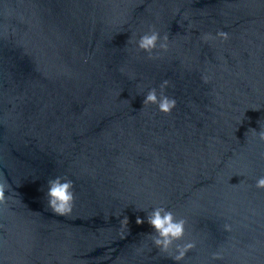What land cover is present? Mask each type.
<instances>
[{"label":"water","instance_id":"1","mask_svg":"<svg viewBox=\"0 0 264 264\" xmlns=\"http://www.w3.org/2000/svg\"><path fill=\"white\" fill-rule=\"evenodd\" d=\"M153 24L170 42L150 60ZM164 79L171 114L142 105ZM261 126L264 0H0V178L21 201L0 206V264H177L136 223L159 203L196 242L178 264H264ZM64 174L70 216L44 196Z\"/></svg>","mask_w":264,"mask_h":264},{"label":"clouds","instance_id":"2","mask_svg":"<svg viewBox=\"0 0 264 264\" xmlns=\"http://www.w3.org/2000/svg\"><path fill=\"white\" fill-rule=\"evenodd\" d=\"M199 39L208 43L219 39L221 42L228 41L230 39V33L224 30H218L215 34L211 32H204L200 34ZM132 38H129L131 42ZM169 34L165 32L161 35L156 26L149 25L148 31L139 35L135 40L136 47L139 51L146 52L147 58L150 60L158 59L162 53L169 50ZM159 49V51H154ZM87 60V58H85ZM121 72H124L123 68H120ZM134 78V76L130 77ZM207 78H205V83ZM169 86V81L164 79L157 87L150 88L142 101L143 106L150 104L156 105L159 112L164 114H171L172 110L176 107L177 101L174 96L167 94L166 89ZM249 133L260 142H264V126H261L259 130L256 128H249L245 132V138L247 139ZM243 183V181H241ZM47 188L44 192V196L47 203V208L55 215L58 216H70L76 200L75 193V181L71 179L67 174L56 175L46 182ZM255 187L257 189H264V176H259L255 179ZM6 192L8 193L6 195ZM18 193L15 189H12L11 184L6 177L0 178V206H3L5 211L12 215L14 214L11 208L10 201L13 203H20L18 199ZM136 211H142L145 216L136 217V223L147 224L152 231L145 233V235L151 240L152 244L158 249L159 253L164 254L166 258H169L175 262L184 260L187 253L196 247L194 240H185L186 225L188 223L187 218L177 215L171 208L165 203H159L150 209L139 207ZM129 220L125 215L120 219V231L125 234V230L128 228ZM0 227L5 225L0 224ZM223 228L227 232H231L232 226L230 224H224ZM213 260H222L224 257V251L218 250L211 253Z\"/></svg>","mask_w":264,"mask_h":264}]
</instances>
